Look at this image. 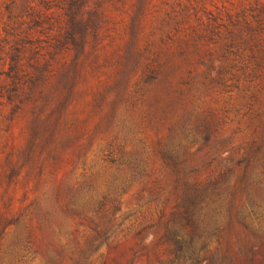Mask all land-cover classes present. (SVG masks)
<instances>
[{"label": "rangeland", "instance_id": "374dc122", "mask_svg": "<svg viewBox=\"0 0 264 264\" xmlns=\"http://www.w3.org/2000/svg\"><path fill=\"white\" fill-rule=\"evenodd\" d=\"M63 1L0 0V74L16 55L28 73L33 66L42 73L49 62L52 73L71 69L67 83L73 79L50 141L46 133L34 137L36 126L67 91L39 121L41 104L16 109L0 96V264H18L21 255L22 264H75L87 256L89 264H156L157 257L170 264L157 247L161 216L174 205L160 152L191 141L180 113L193 112L213 129L201 150L199 141L184 151L201 177L263 141L264 0H79L85 46L74 65L68 45L54 49L65 25ZM152 60L158 76L146 83L143 68ZM6 82L1 74L0 87ZM119 130L148 176L91 220L70 215L64 206L82 186L104 191L116 176L100 150ZM228 139L230 148L215 158ZM95 227L107 242L94 240Z\"/></svg>", "mask_w": 264, "mask_h": 264}, {"label": "trees", "instance_id": "16d2710c", "mask_svg": "<svg viewBox=\"0 0 264 264\" xmlns=\"http://www.w3.org/2000/svg\"><path fill=\"white\" fill-rule=\"evenodd\" d=\"M63 2L67 5L65 25L54 49L68 45L74 51V65L85 46V21L79 11V0ZM49 67L50 63L47 62L42 73H39L33 66V73H28L18 66L16 55H11L8 70L1 73L6 76L7 82L0 87V96L16 109L25 101L36 102L37 106L41 104L36 118L39 121L48 103L53 102L59 93L67 91V94H61L54 108L36 126L40 131H35L34 137L38 132L46 133L50 141L58 132L73 79L67 83L71 69L58 74L52 73ZM144 68L145 72H149L145 82L155 81L159 70L156 60L149 61ZM63 80H66L65 83ZM47 83H50L49 89H46ZM180 99L181 93L178 92L176 106H182ZM169 107L172 113L178 110L173 103H169ZM177 117L184 121V139L191 140L188 146L201 141V150L210 142L213 129L194 116L193 112L187 115L180 113ZM120 135V130L111 135L100 150V160L115 166L116 176L104 191L88 183L82 186L69 204L64 206L70 215L91 220L116 203V195L127 185L140 182L148 176L141 157H132L127 153ZM263 136L264 124L261 138ZM220 144V151L215 157L219 159V153L230 148L231 142L228 139ZM187 145L179 143L176 148L169 150L164 146L160 152L171 179L174 205L169 214L161 216L157 247L162 249L163 255L171 258L170 264H264V139L255 141L247 148L242 159L236 162L220 159L222 164L206 177H201L199 170L193 168L190 160L184 157ZM86 206L92 207L91 216L87 215ZM93 233L94 240L99 239V245L103 240H109L101 229L95 227ZM22 258L21 255L18 264H22ZM90 262L87 256L78 259L75 264ZM156 262L163 264L159 257Z\"/></svg>", "mask_w": 264, "mask_h": 264}]
</instances>
